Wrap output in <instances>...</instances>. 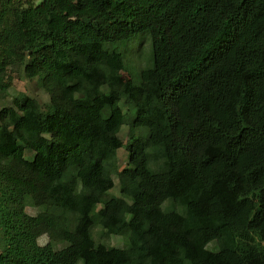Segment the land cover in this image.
I'll return each mask as SVG.
<instances>
[{
  "label": "trees",
  "instance_id": "16d2710c",
  "mask_svg": "<svg viewBox=\"0 0 264 264\" xmlns=\"http://www.w3.org/2000/svg\"><path fill=\"white\" fill-rule=\"evenodd\" d=\"M16 66L50 101L0 108V264H264V0H0V99Z\"/></svg>",
  "mask_w": 264,
  "mask_h": 264
},
{
  "label": "rangeland",
  "instance_id": "374dc122",
  "mask_svg": "<svg viewBox=\"0 0 264 264\" xmlns=\"http://www.w3.org/2000/svg\"><path fill=\"white\" fill-rule=\"evenodd\" d=\"M144 33V32H143ZM143 33H139L135 36L136 40L132 42H128L126 45V54L129 62H133L139 67H142L148 63V54L150 49V41L146 36H141ZM108 49H116L123 50L124 43L122 42H109L105 45ZM12 83L8 89V94L0 99V108L4 106L12 105V98L20 91L25 92L31 97H34L40 107L41 110L46 111L49 104V95L48 93L40 86L38 77L36 78H28L25 76L23 67L16 66L11 70ZM121 76L123 78L129 77V74L125 71H121ZM121 106L124 112H128L130 110L131 117L134 115V107L128 108L127 105L121 102ZM119 138L121 141V147L117 152L118 164L119 167L122 168L126 164L128 152L126 150V144L128 141V126L123 125L119 131ZM2 162H5L4 160ZM109 193L120 196V191L118 187L117 180H115V185L108 191ZM26 212L30 215H36L39 212V209L34 206H27L25 208ZM93 234L96 240L102 241L106 244H110L116 247H122L124 245V240L120 235H110L105 236L102 234L101 229L99 227H95L93 230ZM49 236L43 234L39 237L38 241L40 244H45L48 241ZM62 247V243H57L56 247Z\"/></svg>",
  "mask_w": 264,
  "mask_h": 264
}]
</instances>
